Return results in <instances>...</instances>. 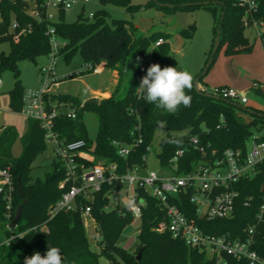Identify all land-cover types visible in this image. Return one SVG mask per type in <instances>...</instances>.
Segmentation results:
<instances>
[{
  "label": "trees",
  "instance_id": "16d2710c",
  "mask_svg": "<svg viewBox=\"0 0 264 264\" xmlns=\"http://www.w3.org/2000/svg\"><path fill=\"white\" fill-rule=\"evenodd\" d=\"M100 1L103 5H119L129 11L140 9V5L132 3L131 0ZM158 1L173 6L159 5L154 0L147 2L146 6L155 5L162 10L200 6L209 9L216 19L213 41L215 43L220 28L218 51L226 46L227 53L250 49L249 41L245 37L247 28L244 25L245 17L250 23L257 21L264 24V0H259L257 9L250 12L239 0H209L210 3L206 5H184L204 0ZM108 15L107 10L103 8L94 12L92 18L85 17L82 13L75 22H66L61 13V19L53 22L57 35L65 40L57 54L62 53L65 58H69L79 50L84 59L81 73L93 72V68L102 62L114 67L118 63L122 65L119 68V83L116 90L109 97L101 98L96 104H84L83 100L70 94L50 95L52 101L66 102L76 109L75 118L59 116L55 130L66 141L85 140V149L94 155V160H88V164L116 163L119 173H124L137 165H146L144 156H148L149 147L152 146L159 129L167 132L160 140V151L157 154L162 166L168 165L176 150L185 151L179 161L178 172L189 170L191 163L201 157L189 142L191 136H198L202 143L209 145V149L216 150L218 154L227 148H240L245 151L253 135L259 134L264 138V115L252 114L231 100L215 98L203 91L199 93L194 86L187 92L192 97L191 106H181L176 114H170L155 104L146 102L138 94L137 74L145 73L154 63H158L161 68L172 66L184 70L170 58L171 34L155 31L149 35H138L130 21L114 19L111 25L107 21ZM15 23L16 27L12 28ZM46 31L47 21L31 16L27 3L22 0H0V43H10V51L0 53V70L9 68L14 72L15 84L10 91L9 101L12 111L20 112L24 103L25 89L20 81L19 61L26 59L37 62L39 56L50 54L52 46ZM179 34L183 39L192 38L195 34V24L180 30ZM159 38H163L164 42L154 46ZM261 38L264 44V32ZM212 50L213 48L206 61L210 59ZM87 65H91L92 68L86 67ZM124 75L127 76V90L123 96H118L116 92ZM202 78L203 76L200 81ZM89 107L95 111L99 124L94 141L89 138L82 118L83 111ZM132 108L139 113L141 124L139 129L135 128L138 120L136 115L131 113ZM255 110L264 114V111ZM158 121L165 122L163 128L158 127ZM173 132L180 134L174 135ZM139 136L141 141L138 140ZM17 138L18 131L14 126L1 128L0 168L10 169L15 187L14 214L11 220L18 205L22 204L17 231L27 230L46 221L47 227L29 230L21 235L23 239L16 236L7 247L0 246V264H24L25 257H30L35 252L46 254L48 246H55L61 250L64 264H101L99 261L101 255L111 264H217L216 259L206 250L192 247L183 239L173 237L168 231H157L155 227L158 221L165 217V210L157 199L144 191H141V195L145 196L146 204L141 216L139 241L134 250L124 247L121 244L122 235L126 226L133 222L134 216L123 204L105 209L108 203L106 197L108 186L97 193L93 204L92 216L97 223L96 230L99 235L96 246L100 250L92 249L80 212L62 211L48 220L49 208L62 193L59 183L65 173L62 164L51 157L49 158L51 170L45 173L43 179L32 175L34 161L48 150L45 131L39 120L29 118L28 130L21 138L23 151L19 157L12 153ZM115 142L121 146H131L129 154L122 156ZM263 185L264 165L260 167L255 177L240 182L235 210L228 218L212 221L199 218L195 206L187 200L182 208L188 216L195 217L201 228L209 234L242 237L244 229L249 224L257 222V214L264 204ZM5 204L1 195L0 222L6 225L8 219ZM17 231L6 229L5 233L8 236L11 232ZM256 247L264 256V224L259 225ZM141 249L143 250L141 257L137 259ZM227 260L228 264H248L246 260H238L232 256H227Z\"/></svg>",
  "mask_w": 264,
  "mask_h": 264
},
{
  "label": "built area",
  "instance_id": "2783aa9c",
  "mask_svg": "<svg viewBox=\"0 0 264 264\" xmlns=\"http://www.w3.org/2000/svg\"><path fill=\"white\" fill-rule=\"evenodd\" d=\"M22 1L27 3L31 16L37 19L44 18L47 21L46 33L52 46L49 54L52 57L51 62L41 67L40 70L44 74L42 85L37 89H25L24 103L20 111L29 118L39 120L45 131V141L51 157L59 161L64 168L65 175L59 183L62 193L49 208L48 220L62 211H78L83 220L86 218L94 220L92 209L96 195L105 186H108L106 193L108 203L105 209L115 207L116 204H123L133 214L134 222L136 218H141L143 207L146 204L145 196L141 195V191H144L147 195L157 199L165 210V217L158 221L155 227L157 231H168L173 237L183 239L188 245L206 250L210 256L216 259L217 264H228L227 256L246 260L248 264H264V256L256 247L259 225L264 224V204L257 214V222L249 224L244 229V235L238 238L205 232L198 224L197 219L188 216L182 208L187 200L195 206L199 218L212 221L230 217L235 210L240 192L238 188L240 182L255 177L260 167L264 165V138L259 134L253 135L247 143L245 151L240 148H227L223 153L218 154L216 150H210L209 145L202 143L198 136H191L189 142L201 157L193 161L191 168L185 172H178L179 161L185 154L184 149L176 150L168 165L164 166L169 170L167 172L148 169L146 173H141L142 168H147L148 156H144L146 165H137L124 173L118 172L116 163L88 164V160H94V155L85 149V140L66 141L55 130L57 118L61 115L75 118L76 109L66 102L58 103L50 99V95L54 93L53 88L58 84L55 78L53 57H56L60 47L53 25L55 21H52L53 16L50 10L54 8L64 13L78 4L85 5L90 0ZM239 2L248 12L256 10L259 4V0H239ZM93 16L94 12L88 13L89 18ZM244 25L254 28L260 37L264 32L263 22L253 21L250 23L245 17ZM14 27H16V23L13 24L12 28ZM163 42L164 39L159 38L154 46H159ZM86 67L92 68L91 65ZM93 71L99 72V66H95ZM145 75L146 72L137 74L136 79L139 85ZM1 84L2 80L0 79ZM200 90L210 96L247 106L252 86L240 89L229 85H214L203 86ZM138 94L141 95L139 89ZM64 106H67L69 110L65 111ZM131 113L136 115L138 124L135 128L139 129L141 125L139 113L135 108L131 109ZM132 134H134L133 131ZM138 140L141 141L140 136ZM115 143L119 146V153L122 156L129 154L131 146H121L117 142ZM14 188L10 169L0 168V196L2 195L5 200L8 219L6 229L17 231L19 228L17 222L12 228L10 227L14 214ZM46 222L21 232H11L7 236V240L12 243L16 236H21L29 230L45 229ZM3 245L7 244L0 238V246Z\"/></svg>",
  "mask_w": 264,
  "mask_h": 264
},
{
  "label": "rangeland",
  "instance_id": "374dc122",
  "mask_svg": "<svg viewBox=\"0 0 264 264\" xmlns=\"http://www.w3.org/2000/svg\"><path fill=\"white\" fill-rule=\"evenodd\" d=\"M132 3L140 5V9L136 11H129L123 6L107 4L103 5L100 0H90V2L78 4L68 11L63 13V20L66 22H75L83 13L85 17H88L89 12H96L100 9H106L108 12L107 21L113 25L114 19L128 20L136 28L138 35H149L155 31H164L171 34L169 42L171 44L170 58L172 62L184 70L190 72L193 76V80L197 78L199 73L203 72L209 57V52L213 48L214 39V26L216 19L213 13L206 7H189V8H175L171 10H162L157 6H146L150 0H131ZM50 13L53 16L52 21H58L61 19V12L57 9H51ZM191 24H195V34L190 39H183L180 48L174 50L173 45L177 42L180 30L188 28ZM250 32V31H249ZM256 34V32L254 33ZM253 34V38H254ZM256 36L259 37L258 34ZM60 46L64 45L65 40L58 36ZM10 51V43H0V53H8ZM226 51V46H223L216 54L210 68L205 74L204 79L210 80H222V77L226 73L228 65L239 64L236 66L240 69L242 74H248V68L242 61L236 62V60H229ZM51 56L49 54L41 55L38 57L37 62L30 60L19 61L20 68V81L24 89H37L40 88L43 82L44 74L41 73V67L50 64ZM211 58V57H210ZM55 65V78L58 81L57 86L54 87V91L57 94H70L76 96L85 101L90 97L94 91L104 92L112 91L110 96L117 88L118 82L114 76V66L104 64L105 68L100 72L81 73L84 67V59L80 51H75L71 57L65 58L64 54L59 53L56 57H53ZM229 65V66H230ZM122 67L121 63L117 65ZM0 79L2 84L0 85V128L5 126H14L18 131V138L13 145L12 153L15 157H19L23 151V145L21 138L25 135L29 127V117L25 116L21 112L12 111L9 107L10 91L15 84L14 72L9 69L0 70ZM203 83V82H202ZM258 84L252 85V93L250 98L259 103H264V96L256 93ZM200 88V87H199ZM127 90V76L120 81L119 89L116 95L123 96ZM100 98L105 97L99 94ZM63 109L68 111L69 108L64 106ZM82 118L87 129L88 136L91 140H95L98 133V118L95 111L89 107L82 113ZM167 132L164 129H159L154 137L152 146L148 153L147 168H142L141 173H146L149 170H156L158 172H167L166 168L159 162L157 154L160 151V140L166 136ZM174 135L180 134V132H173ZM51 154L49 149L42 155L38 156L33 163L32 175L34 177L44 178L45 173L51 170L50 159ZM128 204L127 201H125ZM86 226V232L90 246L94 250H100L96 246L99 235L96 230L95 219H84ZM141 227V218H136L134 222L130 223L124 229L121 244L129 250H134L137 242L139 241V231ZM6 225L0 222V238L5 241L8 239L6 236ZM8 245H3V247ZM2 253V252H1ZM99 261L101 264H111V262L105 257L100 256Z\"/></svg>",
  "mask_w": 264,
  "mask_h": 264
},
{
  "label": "clouds",
  "instance_id": "9594fccd",
  "mask_svg": "<svg viewBox=\"0 0 264 264\" xmlns=\"http://www.w3.org/2000/svg\"><path fill=\"white\" fill-rule=\"evenodd\" d=\"M193 86V76L190 72L172 66L161 68L158 63H154L147 68L138 89L146 102L155 104L170 114H176L181 106H191L192 97L187 92L191 91ZM157 123L158 127H164L165 122ZM4 243L9 245L11 241L5 240ZM24 264H64V260L58 247L48 246L46 254L35 252L30 257H25Z\"/></svg>",
  "mask_w": 264,
  "mask_h": 264
},
{
  "label": "crops",
  "instance_id": "0c3cea01",
  "mask_svg": "<svg viewBox=\"0 0 264 264\" xmlns=\"http://www.w3.org/2000/svg\"><path fill=\"white\" fill-rule=\"evenodd\" d=\"M250 31V32H249ZM256 31L252 27H247L245 29V37L249 41L250 49L246 51H238L234 53H227L228 59L230 60H236V62L242 61L243 64L248 68V74L240 72V69L236 66L239 65L237 63L232 64L234 66L228 65L226 69V73L222 77V80H210L207 81L204 79V76L202 78V81H199V87L203 86H214V85H229L233 87H237L240 89L251 87L254 83L258 84L259 87L256 89V93H258L261 96H264V44L262 38L259 36H256L254 34ZM254 34V38H253ZM105 62H102L99 66V72L105 68L104 64ZM202 71V70H201ZM114 76L116 78V82L119 80V67L116 66L113 70ZM200 74V73H199ZM207 74V73H206ZM203 82V83H202ZM53 92L57 93L54 91ZM112 91H94L93 94L90 97H98L100 98L99 94L102 95H109ZM88 97V98H90ZM108 97V96H105ZM87 98V99H88ZM254 99L250 98L249 104L247 106L255 108L257 110L264 111V103H259L258 101H254ZM1 130V128H0Z\"/></svg>",
  "mask_w": 264,
  "mask_h": 264
},
{
  "label": "water",
  "instance_id": "95a60500",
  "mask_svg": "<svg viewBox=\"0 0 264 264\" xmlns=\"http://www.w3.org/2000/svg\"><path fill=\"white\" fill-rule=\"evenodd\" d=\"M154 2H156V3L159 4V5H167V6H170V7L173 6L172 4L161 3V2H159L158 0H154ZM213 2H216V1H213ZM209 3H210L209 0H204V1H196V2L185 3L184 5H206V4H209ZM222 20H223V17L221 18L220 21L222 22ZM220 32H221V30H220V28H219V29H218V34H217V36H216L215 43H214V46H213V50H212V54H211V58H210L209 62L207 63V65H206L205 69L203 70V72H201V74H199V75L197 76V78L194 80V88H195V90H196L197 92H199V93H202V91H201L200 88H199V81H200V78H201L202 76H204V75L208 72V70H209V68H210V65H211V63H212V61H213V59H214V56H215V54L217 53V51H218V49H219V46H220ZM182 41H183V37H182V35L179 34V35H178L177 42L175 43V45L172 46V48H173L174 50L180 48ZM208 95H209V94H208ZM213 97H214V96H213ZM215 98H217V97H215ZM98 102H99V98H98V97H90V98H88V99H86V100L84 101V104H86V103H95V104H96V103H98ZM234 104L240 106V105L237 104L236 102H234ZM241 107H242L244 110H247L248 112H250V113H252V114L264 115L262 112H258V111H256V110L253 109V108H248V107H246V106H241ZM19 189L21 190L20 187H19ZM262 189L264 190V186L262 187ZM20 195H22V193H21ZM21 211H22V204H19L18 207H17V209H16L15 216H14L13 220H12L11 223H10V227H11V228H12V227L15 225V223L19 220V218H20V216H21ZM142 251H143L142 249L139 251L138 256H137V259H140L141 254H142Z\"/></svg>",
  "mask_w": 264,
  "mask_h": 264
}]
</instances>
